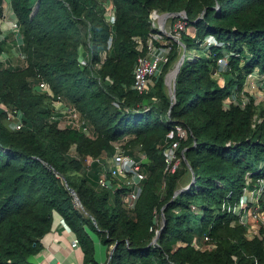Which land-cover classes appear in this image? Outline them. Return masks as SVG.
I'll use <instances>...</instances> for the list:
<instances>
[{
  "label": "trees",
  "instance_id": "trees-1",
  "mask_svg": "<svg viewBox=\"0 0 264 264\" xmlns=\"http://www.w3.org/2000/svg\"><path fill=\"white\" fill-rule=\"evenodd\" d=\"M6 2L21 34L22 62L10 58L18 41L2 36L0 24V103L20 109L24 125L9 128L0 108V264H34L55 215L78 238L84 264H264V238H248L236 214L222 208L264 177V104L250 97L244 106L224 107L251 73L264 77V0H0V19ZM153 10L184 11L193 27L191 35L181 34L186 56L174 99L160 74L146 91L133 88L134 63L154 30ZM180 55L173 46L164 70ZM223 57L221 85L213 73ZM41 80L79 111L89 134L59 127ZM176 123L188 136L169 173L165 149ZM124 136L127 153L140 148L148 156L133 208L124 201L130 186L99 183L108 175L104 156ZM88 156L93 160L86 164ZM156 211L165 224L152 242ZM92 233L106 248L103 262ZM204 235L215 248L192 245Z\"/></svg>",
  "mask_w": 264,
  "mask_h": 264
},
{
  "label": "built area",
  "instance_id": "built-area-1",
  "mask_svg": "<svg viewBox=\"0 0 264 264\" xmlns=\"http://www.w3.org/2000/svg\"><path fill=\"white\" fill-rule=\"evenodd\" d=\"M105 6L106 15L108 19L112 20L114 18V5L111 1H107ZM161 18L162 14L158 13L156 10H153L150 13L151 24L154 30L149 34L146 44L144 45L145 52L140 54L134 63L133 88L140 93L149 88L153 76L158 75L162 71L163 66L169 61L170 45L168 44V41L165 42L163 40V38H165L164 34H168L173 38H180L181 32L187 29L186 14L184 12H181V14L170 24L168 27V30L170 31L169 33L166 32L165 29H162L159 23ZM14 26L16 27V33H14L18 41L17 46L19 47L22 40L16 20L14 21ZM10 30L14 31V29ZM207 41L218 44L213 36H210ZM139 48H143L142 43L139 44ZM220 62L226 63V57L220 58L219 64ZM253 77L254 75L250 74L247 78V82L250 83V86H255L256 82ZM38 85L41 90L46 91L53 97L54 116L58 119L59 127L65 128L69 125L76 126L82 128L86 134H89L88 127L84 125V121L81 119L79 111L74 106L66 102L61 96H55L47 81L41 80ZM246 102V99H242L239 104L244 106ZM114 104L119 105L118 102H114ZM0 108L5 113L9 128H22L24 125L23 112L20 109L10 108L3 103H0ZM168 135L173 139L165 149V171L174 173L180 163V157L177 155V150L180 146L181 140L187 138L188 129L182 124L176 123ZM125 141V136L114 141L113 153L104 156L103 160L108 175L101 176L99 178V183L107 188L120 187L122 184L130 186V189H128L124 195V201L127 207L133 208L140 196L142 182L146 177L143 167L144 163L148 161V156L145 150L140 148L137 149L135 155L127 153L123 147ZM139 146H141V144ZM250 180V176H247L246 182L248 183ZM222 208L228 212L236 214L239 222L246 226V236L248 238H253L254 236L264 238V177L258 179V185L255 188L249 189L245 187L237 203L230 204L228 202H223ZM60 221L70 229L63 218H60ZM162 224V212L156 211L154 215V223L150 225V230H154L156 235ZM202 242L203 243L197 241V238L194 237L192 245L200 249H212L216 247V243L209 235H204ZM72 246H80L77 237H74L72 240Z\"/></svg>",
  "mask_w": 264,
  "mask_h": 264
},
{
  "label": "rangeland",
  "instance_id": "rangeland-1",
  "mask_svg": "<svg viewBox=\"0 0 264 264\" xmlns=\"http://www.w3.org/2000/svg\"><path fill=\"white\" fill-rule=\"evenodd\" d=\"M12 18L15 19L14 14L12 12L10 4L8 2H6L4 4L3 17L0 19V24L2 27V33H1L2 36L9 35V37H11V36L15 35L16 27L15 28L5 27V23H7L8 21H11ZM159 23H160L162 29H165V31L168 33L170 32L168 30V27L170 26V24L172 22H169V17L166 19V21L164 23H163V17H162ZM10 29H14V31H11ZM192 30H193L192 26H187V29L183 32L191 35ZM181 34H182V32H181ZM164 35H165L164 36L165 38H163V40L165 42L168 41V44L170 45V53L173 49V46H175V48L178 49V51L181 54L180 58L183 56L185 57L186 56V54H185L186 51L184 50L185 45L182 42L181 37L180 38H173L168 34L167 35L164 34ZM209 38H210V36L207 37V39H209ZM8 42L11 43V40H9ZM190 52H192V50H190ZM9 54H10V58L13 60V62H15V63L22 62V59L20 57V49L17 46V44L13 46V48L11 49ZM5 56H7V54H5ZM180 58L177 61H175V63L170 68H168L166 71L164 70V66H163L162 71L159 73L160 75H162L164 77L166 88H167V91H168L170 96H171L172 82H173V77H174V67L179 62ZM226 68H227V62L226 63L220 62L219 69L215 70L213 73L214 77L218 80V82L221 85L224 84L223 73L225 72ZM251 74L254 75L253 78L255 79V82H256L255 86H250V83H248L246 81V83L241 88L235 89L233 91V94L226 97L225 102H224L225 108H228L232 102H234L236 104V103L241 102L242 99H246L248 101L250 97H252L257 104H264V77L262 75H260L259 73H256V72H253ZM152 81H150V82L152 83ZM134 151L136 153L137 150H134ZM92 160H93V158L88 156L86 159V164H89ZM92 235H94V233H92Z\"/></svg>",
  "mask_w": 264,
  "mask_h": 264
},
{
  "label": "crops",
  "instance_id": "crops-1",
  "mask_svg": "<svg viewBox=\"0 0 264 264\" xmlns=\"http://www.w3.org/2000/svg\"><path fill=\"white\" fill-rule=\"evenodd\" d=\"M58 215L53 218L51 229L41 238V249L31 257L34 264H84V254L80 246L73 247L75 235L61 221ZM95 257L103 262L106 248L94 234Z\"/></svg>",
  "mask_w": 264,
  "mask_h": 264
},
{
  "label": "water",
  "instance_id": "water-1",
  "mask_svg": "<svg viewBox=\"0 0 264 264\" xmlns=\"http://www.w3.org/2000/svg\"><path fill=\"white\" fill-rule=\"evenodd\" d=\"M37 7H38V4H36L35 9H34V11L32 12V14L37 10ZM181 12H184V11H181ZM181 12H166V13H163V14H162V17H163V23L166 21V19H167L168 17H170V16H172V17H173V16H178V15L181 14ZM184 13H185V12H184ZM183 59H184V56L180 58L179 62H178V63L175 65V67H174V77H173L172 91H171V98H173V99L175 98L176 76H177V73H178V71H179V68H180V65H181ZM173 102H174V101H173ZM173 102L171 103V107H172V105H173ZM186 162L188 163L187 159H186ZM188 164H189V163H188ZM190 168H191V167H190ZM184 188H185V187L180 188L179 190L176 191V193L182 191ZM71 190H72L73 193H75V191H74L73 189H71ZM76 199H77V202H79V199H78L77 196H76ZM162 218H163V224H162V226L159 228L158 233L154 236L152 242H156V241H157L158 236H159L160 232L162 231L163 226H164V224H165V216H164L163 212H162ZM113 248H114V246L111 248V250H110V252H109V258H110L111 255H112Z\"/></svg>",
  "mask_w": 264,
  "mask_h": 264
},
{
  "label": "bare ground",
  "instance_id": "bare-ground-1",
  "mask_svg": "<svg viewBox=\"0 0 264 264\" xmlns=\"http://www.w3.org/2000/svg\"><path fill=\"white\" fill-rule=\"evenodd\" d=\"M15 17V16H14ZM16 19H14V18H12L11 19V21H8L7 23H5V27H7V28H15V26H14V21H15Z\"/></svg>",
  "mask_w": 264,
  "mask_h": 264
}]
</instances>
